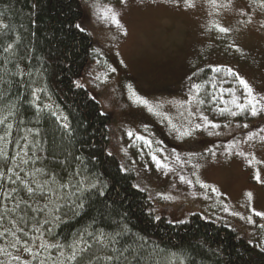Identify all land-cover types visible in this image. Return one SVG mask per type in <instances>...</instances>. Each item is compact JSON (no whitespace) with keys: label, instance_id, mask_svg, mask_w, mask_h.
I'll return each instance as SVG.
<instances>
[{"label":"trees","instance_id":"trees-1","mask_svg":"<svg viewBox=\"0 0 264 264\" xmlns=\"http://www.w3.org/2000/svg\"><path fill=\"white\" fill-rule=\"evenodd\" d=\"M83 16L81 0H0V116L8 117L0 124V137H5L0 150L6 154L0 156V213L5 205H18L6 214L0 231L24 229L17 233L21 243L16 248L8 247L10 234L0 236V248L20 257L11 264L32 259L23 241L33 248L40 242L67 248L78 240L91 246L88 256L111 254V247L127 249L124 255L131 264H264V249L233 226L206 220L200 213L184 222L159 217L149 194L135 185L134 171L108 151L110 115L78 82L96 52L92 33L76 27ZM8 44L14 55L4 52ZM215 69L207 66L194 78L204 85L199 96L206 108L214 105L218 79L226 76L238 83L228 68L219 73ZM60 117L66 118L68 129ZM9 123L11 129L6 128ZM52 174L72 187L60 189L59 207L50 215L39 211L47 201L38 199V192L29 194L21 181L35 187V181L43 183ZM101 232L117 242L102 248L96 240ZM49 254L55 258L59 253L41 252L42 257ZM9 260L0 253V261Z\"/></svg>","mask_w":264,"mask_h":264},{"label":"rangeland","instance_id":"rangeland-1","mask_svg":"<svg viewBox=\"0 0 264 264\" xmlns=\"http://www.w3.org/2000/svg\"><path fill=\"white\" fill-rule=\"evenodd\" d=\"M81 2L84 16L78 25L92 33L96 52L78 82L110 115L108 151L125 169L134 171L135 185L149 194L152 210L159 217L184 222L200 213L206 220L233 226L264 249V217L252 211L264 212V183L254 178L258 169L264 181V143L257 138L238 145V150L252 153L259 162L253 165L244 157L224 151L230 142L243 141L249 132L264 128V112L231 116L216 110L218 105L235 108L230 103L233 96L246 94L239 83L226 76L217 80L213 106L207 104L206 108L193 102L190 108L195 115L186 111L189 106L180 107L193 100L196 90L189 91L190 84L197 83L193 73L207 66L231 68L247 79L256 93L264 94V10L251 0H233L228 9L219 12H214L206 0H196L191 8L185 7L182 0L179 4L172 0H128L123 6L119 0H98L101 6L112 4L119 11L122 30L97 15V0ZM241 10L251 16L250 23H242L247 16H242ZM213 22L232 31L220 33L211 27ZM113 68L116 71H111ZM136 96L166 114L171 122L136 102ZM201 112L212 123L192 136L181 138L172 130V123L179 125L185 120L203 124ZM129 131L134 135L129 136ZM136 134L152 140L151 147ZM208 149L215 150L216 155L213 157ZM153 153L172 170L158 168ZM197 164L199 167L194 168ZM180 176L193 183H185ZM197 177L200 183H196ZM205 184L211 187H203ZM213 187L219 189V194L211 190Z\"/></svg>","mask_w":264,"mask_h":264},{"label":"snow or ice","instance_id":"snow-or-ice-1","mask_svg":"<svg viewBox=\"0 0 264 264\" xmlns=\"http://www.w3.org/2000/svg\"><path fill=\"white\" fill-rule=\"evenodd\" d=\"M128 2V0H119V4L120 5H126ZM172 2L179 4L181 2V0H172ZM183 5L185 7L191 8V7H195L196 6V0H182ZM233 0H206V3H208V5L213 9L214 12H219L221 9H228L231 5H232ZM251 3L255 6V7H259L262 10H264V0H251ZM97 8V15L110 23H114L117 28H120L123 30V25L120 22V13L119 11H117V9L112 5V4H108L105 6H101L97 0V3L94 5ZM241 15L242 16H247V20L242 21V23L247 24L251 22V16L248 15V13H246L244 10H241ZM3 28H7L8 25H2ZM77 28H80V25L76 26ZM212 28H215L218 32L220 33H224L227 34L229 32L232 31V29H230L229 27H225L222 26L219 23H215L213 22V24L211 25ZM83 30V29H82ZM125 34L126 31H125ZM13 49V45L12 44H8L7 47L4 48V52L10 53L12 55H14V53L12 52ZM239 51V49H237ZM7 59V58H6ZM222 66H217L215 71L217 73H219L221 71ZM111 71H116L115 68L111 69ZM228 75L233 76L235 78H237L238 83L243 87V89L245 90V95L241 96H233L232 100H231V104L235 107L236 111H233L232 108H219V112L221 114L223 113H229L231 116H237L240 113H250L252 116H257L260 113L264 112V94H259L256 93L252 87V85L249 83V81L247 79H245L243 76L240 75L239 72L234 71L231 68H228L227 70ZM193 75H195V73H193ZM204 87V85L202 83H195L192 82L190 84L189 87V91L192 92V89H195V93H193V100L190 101H185L184 103H182L180 105V107H185L186 105L189 106L186 108V111H189V113L191 115H195V113H191V108L190 106L192 105L193 102L195 103H199L202 104L204 103V101L202 99H199V93L202 90V88ZM37 91H43V89H38ZM232 90L229 89V92H231ZM35 94V93H34ZM214 98V97H213ZM37 99H39V97H37ZM136 102L145 104L148 107V110L150 112H153L155 115L157 116H165L166 119L169 120V122H171V118L167 117L166 114L161 113L159 111L156 110V107L148 104L147 100L142 99L139 96L135 97ZM33 103H35V101H33ZM225 103H228L227 101ZM47 107H51L50 105H46ZM9 115H12L11 111H9ZM180 116H183L184 113H179ZM62 120H64L63 123V127L65 129H68L70 126L67 123V120L65 117H60ZM8 117L7 116H0V124H5L7 121ZM200 119L203 121L202 123L196 122V123H192V122H188L187 120H185L184 123L182 124H177V123H172L171 127L173 131H177L180 134V137L183 138L185 136H192L195 131L197 129H200L202 126H207L209 124H211L212 122L209 121L208 117L206 115H203V113L201 112L200 114ZM147 127V126H145ZM212 127L214 128H218L219 125L218 124H212ZM243 127L247 128L248 125L245 124L243 125ZM6 128L7 129H11L12 125L6 124ZM260 133H264V128H261L258 132L257 131H253V132H249L247 137L243 140V141H233L230 142L228 147L224 149L225 152H227L229 155L232 154H236L239 155L241 157H244L247 161V163L249 165H253L255 163H259L258 161L255 160L254 156L252 153H245L243 150H238V145L240 143H244V144H248L252 141H254L255 139L259 138V140L264 143V135H261ZM8 133H5V136H7ZM129 136H133L134 133L132 131L128 132ZM136 138L139 140H144L146 141V143L151 147L153 141L150 139H147L146 137L136 134ZM0 139H5V137H0ZM160 152H163L164 149L160 148L159 149ZM208 153H210L213 157L216 155L215 150L213 149H208L207 150ZM6 155L5 153H3L2 150H0V156ZM191 155H195L194 153H190ZM176 160L180 161V156L176 155ZM152 159L156 162V166L158 168H164V169H168L169 171H171L172 169L170 168V166L164 162L158 155H156L155 153L152 154ZM187 162V161H183L182 163ZM26 163V161H25ZM194 168L199 167V165H193ZM44 172L43 169H37L36 173H42ZM36 173H30V175L35 176ZM0 175H3V173H0ZM78 175V173H77ZM17 178H19L18 174H17ZM258 182L264 183V181L261 180V176H260V172L257 169L255 177H254ZM180 180L184 181L187 184H192L193 181L191 179H188L185 176H180L179 177ZM22 183H24V186L27 190V192L29 194H36L37 192L40 194V196L38 197V199H44L47 201V203L43 204L40 208L39 211L43 212L45 210L48 211V213L51 215L52 213H54L59 205L57 203V199L61 198L59 195L60 189H64V188H69L72 187L71 182L67 183V184H63V183H59L56 180V177L54 174L51 175V179L50 180H45L43 183H40L39 181H35V187H32L31 184L28 181L22 180ZM196 183H200L199 178H196ZM55 184V187H52L50 185ZM203 187H211L210 185H202ZM91 187H95V184L91 185ZM83 189L81 188H76L77 192L82 191ZM211 190L213 192H217L219 194V189L217 188H211ZM14 191V190H13ZM5 198H11V194L9 193H5ZM247 196L249 198V200H251L252 198V193L249 192L247 193ZM23 202V201H21ZM78 207H83L82 204L77 205ZM17 207H13L11 209L7 208V205L4 206L5 211L4 213H0V227H2V222L5 219L6 214L11 211V212H15L17 210ZM224 211H228L227 207L223 208ZM253 213L256 216H261L264 217V212H257L254 208L252 209ZM235 215H238L239 213H234ZM55 219H59V217H55ZM249 219L251 220V218L249 217ZM49 221L46 219L44 221V223H48ZM252 223H255L254 220H251ZM11 224L15 225L17 224V221L12 220L10 221ZM39 223V222H37ZM36 231L37 232H41L42 229L41 227H36ZM18 232H24L23 228H3L2 231H0V236H4L6 234H10L12 236V241L11 243L8 245V247L11 248H16L18 246L19 243H21L20 237L17 234ZM116 235H119V233H117ZM37 240H40V237L36 238ZM97 243L100 244L102 246V248L104 249H108L110 247V245L115 244L116 241V237L115 236H109V234L103 233L101 232L99 234L98 237H96ZM24 243V251L29 252L31 254L32 259L30 261H26L25 264H33V261L35 262V264H49V262H51V264H101V261H103V264H121V262H123V264H131V262L128 260V257H126L124 255V252L127 251V249L121 250V249H117L115 247H111V254H106L104 256H99L96 255L94 252L88 256L87 254L89 253L90 247L89 245L86 244V242H84L83 240H78V241H74L72 244L68 245L67 248H65L64 245H61L59 243H46V242H40V243H36L35 247H28V242L27 241H23ZM81 245H84V247H81ZM48 249H56L58 251V256H56L55 258H53L51 256V254H49L48 256H41V252H47ZM0 253H3L5 256H9L11 257V260H9L7 262V264H11L12 261H18L20 260L19 256H15L12 257L11 253L8 252L6 249L0 248ZM0 264H6L5 261H0Z\"/></svg>","mask_w":264,"mask_h":264}]
</instances>
